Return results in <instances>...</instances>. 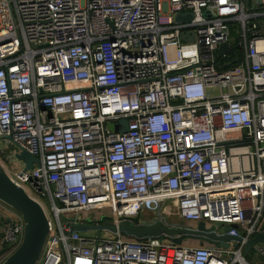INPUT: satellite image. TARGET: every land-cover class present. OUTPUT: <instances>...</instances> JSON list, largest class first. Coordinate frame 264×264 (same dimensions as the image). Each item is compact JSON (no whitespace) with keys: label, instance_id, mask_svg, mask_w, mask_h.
Wrapping results in <instances>:
<instances>
[{"label":"built area","instance_id":"2783aa9c","mask_svg":"<svg viewBox=\"0 0 264 264\" xmlns=\"http://www.w3.org/2000/svg\"><path fill=\"white\" fill-rule=\"evenodd\" d=\"M20 149L37 158L26 170ZM0 167L47 219L34 264H255L242 251L264 233V0H0ZM136 214L238 238L183 244L67 219ZM8 219L0 261L22 233Z\"/></svg>","mask_w":264,"mask_h":264},{"label":"water","instance_id":"95a60500","mask_svg":"<svg viewBox=\"0 0 264 264\" xmlns=\"http://www.w3.org/2000/svg\"><path fill=\"white\" fill-rule=\"evenodd\" d=\"M189 13H176L175 20L189 18ZM186 34L181 33L180 37ZM191 37V36H190ZM225 42L221 43V49L218 53L230 50ZM108 127H114L108 124ZM17 159L22 160V170H26L32 166V162L37 158L25 149H20L14 153ZM0 201L11 207L19 213L23 222L22 233L19 243L0 261V264H34L40 254L42 244L47 233V219L39 203L30 197L19 185L14 183L0 167ZM139 214L129 218L118 220L117 224H113L106 220H101L99 223L90 222H74L73 217H68L69 226L77 230L107 228L109 230H118L119 233L126 235L130 234L135 237H144L146 235L158 236L160 238H169L175 243L185 237H193L206 241L213 242L215 245L225 247L230 239H237V236L223 234L216 237L212 233L202 235L200 229H209L211 225H206L203 221L196 223V229L185 227H168L160 220H155L152 223H142L139 221ZM9 219L0 220V224ZM230 227H236L231 223L224 226L227 230ZM257 242H264V233H255L248 238L243 246L242 255H245L247 250ZM234 245V242H233Z\"/></svg>","mask_w":264,"mask_h":264},{"label":"rangeland","instance_id":"374dc122","mask_svg":"<svg viewBox=\"0 0 264 264\" xmlns=\"http://www.w3.org/2000/svg\"><path fill=\"white\" fill-rule=\"evenodd\" d=\"M122 122H123V121H122ZM11 148H12V147H11L10 145H8V146L4 149V151H3V153H2V157H3V154L6 156V155L10 152ZM43 202H44V204L46 205V208H47V203H46V201L44 200ZM97 211H98V210H97ZM99 211L104 212L105 210L102 209V210H99ZM99 211H98V212H99ZM90 213H93V211H90ZM146 213H147V212H146ZM140 216L142 217V216H143V213H140ZM102 220H106V221H109V222H110L109 218H106V217H103ZM84 232H96V233H98V234H102V235H108V234H111V232H110L108 229H106V228L87 229V230H84ZM180 242L183 243V244H195V243H197V242H199V241H198L197 238L185 237V238H183ZM245 258H246L247 260H249V261L252 260L255 264H256V262L259 261V259H260V257L257 255L256 251L254 250V247H253V246L250 247V248L247 250V252L245 253ZM260 260H261V259H260Z\"/></svg>","mask_w":264,"mask_h":264},{"label":"crops","instance_id":"0c3cea01","mask_svg":"<svg viewBox=\"0 0 264 264\" xmlns=\"http://www.w3.org/2000/svg\"><path fill=\"white\" fill-rule=\"evenodd\" d=\"M19 213L13 210L11 207L0 201V220L2 219H7V218H12L17 216ZM150 213H143L142 217H149ZM2 224H0V233H1V227Z\"/></svg>","mask_w":264,"mask_h":264}]
</instances>
